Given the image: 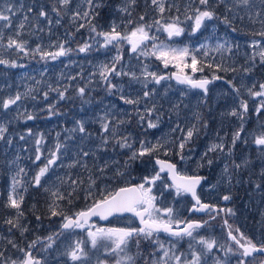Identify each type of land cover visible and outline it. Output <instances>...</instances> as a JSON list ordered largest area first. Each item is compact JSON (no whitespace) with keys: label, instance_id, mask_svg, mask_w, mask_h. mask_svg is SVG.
Wrapping results in <instances>:
<instances>
[{"label":"snow or ice","instance_id":"6c2138e0","mask_svg":"<svg viewBox=\"0 0 264 264\" xmlns=\"http://www.w3.org/2000/svg\"><path fill=\"white\" fill-rule=\"evenodd\" d=\"M61 7L55 4L51 7V12L55 13L57 17L67 15L68 11H72L71 20L77 22L76 30L87 27L88 39L83 40L77 45L76 49L66 47L68 40L57 41L50 45L55 48V51H47L42 45L37 44L34 49L28 48V41L20 39L24 34V29L30 19L29 13H34L32 19L34 20V27L43 32L44 29L40 27V20L46 21L47 25L53 24V19L48 10L42 4H37L35 8L29 5L27 11H24V5L21 3L19 7L14 8L9 5L3 10H0V45L6 49H15L17 52L31 54L35 57L39 55L41 60L48 61L57 60L61 57H68L73 52L89 53L91 51H100L101 49H115L117 54L112 58L111 63L101 62L97 67L101 81L107 85V92L109 95L113 94L114 90L121 93L119 99L124 104L138 106L142 101L151 100L157 95V88L155 86L162 85V82L171 81L175 79L178 85H184L185 89L181 91L182 96H187L190 90H199L200 98L197 100V107L211 108L208 105L209 100V85L214 81L223 79L215 73L211 78H193L185 72V69H191L192 73L203 72L205 67L220 69L228 71L229 69L221 68L220 64L215 66L211 63L198 59L197 53H200L205 58L209 55L208 49L210 45L207 43H200L198 47L192 48L189 45L183 47L169 44L159 40V36L153 34L155 32L166 33L168 40L179 38L186 34L195 36L201 32L203 28H207V22L221 20V16L217 14L216 8L223 4L225 12L232 14L231 19L229 15H223L222 23L231 28L232 32H236L237 28L233 27L235 19H244L239 13H234L233 9L241 5L248 9L253 5V0H189L188 5L184 9L185 21H193L187 27L183 26L184 21L181 20L180 8L175 3H169V0H150L152 6L159 14V19L152 18L145 19V14L138 15L133 18V10L137 4V0H117L115 3H110L109 0H84L86 9L81 11L78 5L75 10L71 9L73 0H57ZM260 10L254 13L256 19L252 20V14L248 13V18L252 23H259L261 28L259 31L253 32L252 35L264 38V0H259ZM195 4V7L191 5ZM175 8L176 15H169L165 18L166 12L171 13ZM109 11V23L107 30L101 20L104 19L102 13ZM23 12V19L19 22L15 29V36H8L7 43L4 44L5 36L4 29L13 27V16L17 13ZM115 16L113 19L112 17ZM84 21V23H78ZM119 21V22H118ZM61 19L55 20V24L59 25ZM123 25V27H122ZM213 33H215V25L213 24ZM51 34V28L48 29ZM32 33H29L31 35ZM99 38V39H97ZM209 37H205L208 40ZM159 41V42H158ZM130 46V52L134 54V59L140 61L141 58L154 57L156 60L162 62L163 67L167 69L172 65L177 69L176 72L163 74L157 71L150 70L149 64L141 63L139 65L140 71L132 70V67L125 69L121 61L124 60L122 49L125 45ZM99 45L94 48L93 45ZM239 48L238 44L231 43L228 39L223 42L217 41L214 51L218 53L231 54L233 48ZM250 47L254 50L248 56L246 62H250L248 67L243 68L244 73H251L256 66V58L259 62L264 64V45L260 40H253ZM73 63V61H69ZM121 65L117 68V65ZM0 65L16 68L24 67L18 64L15 60H8L0 58ZM236 72V68L230 69ZM110 77H129V85L136 83L141 85L140 95L136 98L125 96L123 84L112 83ZM81 79L83 76L81 74ZM34 79V78H33ZM70 80H76V76L69 77ZM91 78L89 84H91ZM39 83V82H38ZM236 94L240 96V88L231 81H226ZM149 85H154L149 88ZM50 90L57 92L58 101L65 100L67 97L68 87L63 91L59 88ZM171 89V84L164 89V95L168 94ZM33 89H28L26 92H16L14 95H8L6 98L0 97V109L4 112L0 113L3 116L8 113L9 109L16 106V115L12 119L5 120L0 123V141L6 144H12V138L6 137L9 132L7 127L14 120L21 118L25 121H34L38 118L33 113H28L25 109L23 113L20 112L22 102L29 98ZM247 94L252 98H258V105L254 104L251 111L264 121L261 113L264 112V82L259 83L258 89L255 83L251 87L246 88ZM77 95H79L83 103L90 101L83 99L86 95V86H79L76 88ZM35 99V97H32ZM44 99H48V93H44ZM181 104L183 100L172 105V111L177 116L180 115ZM115 106L113 105V108ZM188 105L184 104V108ZM46 111L48 117L59 115L55 104H49ZM122 113L123 110L121 109ZM249 103L247 100L239 99L238 103L230 108V110L221 115L228 118H234L236 126L230 134L225 133L221 136L216 132L217 141L211 143L206 151H204L198 160L193 161L196 169L209 168L211 169L218 162L221 165V171L215 184L209 185L210 189H216L220 185L226 186L227 190L221 194L220 199L225 202L234 199V189L237 185L251 184L253 189L258 191L261 196H264V122L259 124L256 131L249 132L246 130V123L249 117ZM10 114V113H9ZM136 126L141 130L136 136L132 133L119 135L117 129L120 125L131 124V120L119 118V113H112L111 118L109 113L99 118L100 130L98 133L99 145L95 151L80 150V155L83 157L93 156L94 160H98L96 151H108L111 146L112 151L127 150L123 155L127 158L120 161L111 159L104 160L103 165L93 163V168L100 173V177H104L112 165L117 167L112 169V179H123L125 177L131 178L133 165L139 164L144 166V171L148 174H141L140 182L134 184H126L115 190H108L105 188L99 193V198H95L97 179L89 175V187L86 190V199H92V203L86 208L73 212L71 215L66 213L62 207L61 202L67 201L72 203L73 194L76 193L75 185L82 183V181L72 180L69 185L70 191L62 192L60 187L49 186V173L57 162L60 160V149L65 147L61 143H57L55 151H52L46 157V162L43 166H38V171L31 176L26 183L24 177L27 175L25 168L19 167L18 170L10 177L9 192L7 194L6 207L14 209L15 213L12 217L4 221L9 225V232L13 229L17 230L20 237L28 240L26 234L32 229L24 222L25 212L23 204L25 200L24 193L28 192V187L31 186L38 191H42L50 197L46 201L47 218H59V230L51 231L46 236H35L21 246L15 239L2 237L6 239L7 244L11 246L13 255H6L8 248L0 250V264H90L91 250L97 249L104 242L102 247L105 249L106 256H115L114 264H264V240L254 242L251 238L244 235L239 228L233 229L232 225L228 224L227 219L224 220V225L227 226V236L231 243L221 244L214 237H206L200 234L201 229L210 226V221L215 220L216 216L224 212L234 216L236 213L233 208H220L215 204L205 203L201 200L197 189L202 188V185L207 181V177L199 174L187 175L178 171V165L186 164L192 160L191 153L193 148L189 145L194 143V138H198L201 134V129L209 127V117L205 118L202 112L193 113L196 123L191 124L190 127L181 128L177 123L173 132L179 131L181 136L179 141L168 142L163 137L156 139L155 142L149 140L150 129H158L163 118V113L153 103L151 107L145 106L143 112L136 108ZM113 120L116 121L113 124ZM111 125V127H110ZM71 132H79L82 134L81 140L87 141L92 137L85 125V121H76V127L70 130ZM57 138L60 133H57ZM251 136L249 140L248 137ZM26 136L37 137L35 143L37 145L35 161L41 160L40 145L44 143V134L33 133L32 129H27L25 134H20L19 139L25 140ZM118 136V138H117ZM143 137V138H141ZM72 138V137H69ZM254 146L255 156H253L250 149ZM188 148V153L185 149ZM163 152L165 156H176V162L167 159H160L159 154ZM9 161V165L16 164L19 160ZM258 162V172L256 171ZM79 164L81 167L87 169V162L81 164L79 159L75 160L68 167H75ZM152 165L149 170L148 166ZM63 167L61 163L59 165ZM158 166V167H156ZM164 173H167L171 179L168 183L165 179ZM257 175L259 182L253 181L252 177ZM62 186L65 181L59 177ZM43 181V183H42ZM159 182V183H158ZM154 189L156 191L154 192ZM168 192L174 200H179L182 197H191V203L188 211L190 213H206L209 219H186L181 220L177 218V213L174 207H159L157 205L158 199L164 197V193ZM159 193V197L157 195ZM33 215L39 227H43V220L41 215H36V206L33 205ZM122 213H132L139 218L141 227L128 228H106L97 227L90 223L93 217L107 220L110 216ZM183 224V227L180 225ZM79 229L86 231V237L90 243V249L86 250L85 240L76 239L70 240L72 234ZM94 229V230H93ZM167 235V241L160 238V234ZM62 238H64L62 240ZM70 240V242H65ZM187 241V248L181 250L180 245ZM39 245V248L37 246ZM147 245V247H144ZM215 250V251H214ZM37 253H45L44 256ZM217 253H222L218 255ZM96 264H108V260L97 259Z\"/></svg>","mask_w":264,"mask_h":264},{"label":"rangeland","instance_id":"374dc122","mask_svg":"<svg viewBox=\"0 0 264 264\" xmlns=\"http://www.w3.org/2000/svg\"><path fill=\"white\" fill-rule=\"evenodd\" d=\"M110 3H115L117 0H109ZM189 0H169V3H175L181 10L180 16L181 20L184 21L185 27L192 24L193 21H185L184 9L188 5ZM23 3L24 11H27L29 5L34 8L37 4H42L45 9L49 11L50 16L53 19L52 25H47L46 21L40 20V27L44 29L43 32L39 31L34 27V20L32 19L34 13H29V21L24 29V34L20 39L28 41V48L34 49L37 44L43 46L47 51H55V48L50 47V45L56 43L57 41L68 40L66 47L77 48L79 43L83 40L88 39V29L87 27L80 29L77 32V22L71 20L72 11H68L67 15L62 17H57L55 13L51 12V7L55 4L57 7H61L57 0H0V10L11 5L14 8L19 7ZM80 6V10L86 9V4L84 0H73L71 9L75 10L77 6ZM195 7V4L191 5ZM259 0H253V5L248 9H245L243 5L235 7L233 9L234 13H239L244 19H235L233 21V27L237 28L236 32H232L231 28L222 23L223 15H229L231 19L232 14L225 12V6L223 4L216 8L217 14L221 16V20L207 22L208 27L203 28L201 32L197 33L195 36L189 35L187 32L184 36L179 38H173V40H168L166 33L155 32L153 34L159 36L160 41H164L169 44H175L176 46L183 47L189 45L192 48L198 47L200 43H207L210 45L208 52L209 55L205 58L200 53H197L198 59L205 61V63H211L214 66L220 64L221 68H227L228 71H223L220 69L205 67L203 72L192 73L191 69H185L189 75H193V78H211L215 73L221 76L223 79L214 81L209 87V100L208 105L211 108V112L208 108L203 106L197 107V100L200 98L199 91L190 90L187 96H182L181 91L185 89L184 86L174 84L171 81L162 82V85L155 86L157 88V95L151 100L142 101L138 106L124 104L123 101L119 99L121 93L117 90L113 91L112 95L107 92V85L104 84L98 73L96 75H91L97 72V67L101 62L111 63L112 58L117 54L115 49H101L100 51H91L89 53H76L73 52L68 57H61L55 61L41 60L37 54L33 57L30 53L25 54L22 52H17L15 49H6L3 45H0V58L15 60L18 64L24 65V67L11 68L5 65H0V97L6 98L8 95H14L16 92L24 93L28 89H33L28 99L19 102L21 104L20 112L23 113L26 109L28 113H33L38 116L34 121H25L23 116L21 118L14 120L7 127L9 132L6 133V137L12 138V144L8 145L4 141H0V238L7 237L10 239H15L21 246H25L28 241L34 239L35 236H46L51 231L59 230V218L53 217L51 219L47 218V207L46 201L50 200V197L38 191L35 188L29 186L28 192L24 193L25 200L23 204V209L25 212L24 222L28 224L29 228L32 229L27 235L28 240H24L20 237L17 230L13 229L9 232V225L5 224L4 221L12 217L15 213L14 209L6 207L7 194L9 192L10 177L19 167L25 168L27 175L24 177L27 183L34 172L38 170L35 161V155L37 145L35 139L37 137L26 136L25 140H20L19 135L25 134L27 129L31 128L33 133L44 134V143L39 147L41 149V159H45L48 154L55 151V146L57 143L65 145L60 149V160L57 165L49 173V186L60 187L63 192V187L72 183V173L79 170L81 167L77 164L75 167H68L75 160L79 159L81 164L87 162L88 168L86 171L93 178L99 179L102 183V191L105 188L108 190H115L118 186H123L126 184H134L140 182L141 174H148L144 171V166L139 164L133 165L132 177H125L123 179H112V169L117 167V165H112L104 177H100V173L93 168V163L98 165H103L104 160L115 159L123 163V160L127 157L123 155V152L127 150L112 151L111 146H109L108 151H96V156L99 157L98 160H94L93 156L83 157L80 155V150L84 151H95L97 145L100 141L98 138V133L100 130L99 118L102 117L105 112L109 113L111 118L112 113H119L120 119L131 120V124L120 125L117 129L119 135L126 133H132L136 136L141 130L136 126V108H139L140 112H143L145 106L151 107L153 103L156 104L157 108L163 113V118L158 129H150L148 139L155 142L156 139L163 137L165 141L173 142L179 141L181 133L179 131L173 132L172 128L175 127L177 123L180 124L181 128L190 127L191 124L196 123L193 113L202 112L206 119H209V127L207 129H201V133L206 131V134L201 135L198 138H194V143L189 145V147L194 146L195 160H198L200 155L206 151L207 147L217 141L216 132H219L221 136L225 133L230 134L231 131L236 126V121L234 118L224 117L221 114L230 110L234 107L239 99L247 100L249 103V119L245 125L246 130L250 133L256 131L261 122V118L255 116L251 111L253 105H258V98H252L247 94L246 88L251 87L253 83L258 85L264 82V64L259 62V58H256V66L251 73H244L243 68L248 67L250 62L248 56L253 53V49L250 47L253 40H260L262 45H264V38L252 35L253 32L259 31L261 26L259 23H252L248 18V13L252 14V20L256 17L254 13L260 10ZM102 13L104 19L101 20V24L104 25L105 30H107V24L109 21V11ZM23 12L17 13L13 16V27L9 29H4L5 41L7 43L8 36H15V29L19 22L23 19ZM145 14V19H159V14L155 10L154 6L151 5L150 0H137V4L133 10V18L138 17V15ZM175 8H173L171 13L166 12L164 14L165 18L169 15H176ZM60 18L61 23L59 25L55 24V20ZM113 19L115 16L112 17ZM119 22V21H118ZM0 21V24H3ZM78 23H84V21H78ZM213 24L215 25V33H213ZM123 27V25H122ZM51 28V34L48 29ZM29 33H32L29 35ZM205 37H209L205 40ZM99 39V38H97ZM224 39H228L231 43L238 44L239 48L234 47L231 54L228 53H218L214 51L217 41L223 42ZM159 42V41H158ZM94 48L99 47V45L94 44ZM124 60L121 64L124 65L125 69L132 67V70L139 72L141 63L149 64L150 70L157 71L163 74H169L176 72L177 69L172 65H169L167 69L163 67L162 62L156 60L154 57L141 58L140 61L134 59V54L130 52V46L125 43L122 49ZM73 63H69V61ZM121 65H117L119 69ZM236 68L237 71L233 72L230 69ZM83 76V79L80 76ZM76 76V80H70L69 77ZM34 78V79H33ZM91 78V84H89V79ZM112 83L123 84L124 95L130 98H136L140 95L141 85L132 83L129 85V77H110ZM231 80L237 88H240V96L237 97L233 92L231 86L226 83V81ZM39 82V83H38ZM171 84V89L168 91L167 95H164V89ZM52 89L59 88L61 91L65 87H68L67 97L65 100L58 101V93L51 91ZM79 86H86V95L83 99L90 101L89 103H83L81 97L77 95L76 88ZM154 85H149L152 88ZM48 93V99H44V93ZM35 97V99H32ZM183 100L181 104L180 115L177 116L174 111H172V105ZM49 104H55L56 110L60 113L59 115L48 117V112L46 111ZM184 104L188 107L184 108ZM113 105L115 106L113 108ZM123 110L121 113L120 110ZM4 110L0 109V113ZM10 113V114H9ZM16 115V106L8 110L3 116H0V123H4L7 119H12ZM261 117H264V112L261 113ZM83 120L88 128L89 132L92 133V137L87 140H81L82 134L79 132H71L70 130L76 127V121ZM116 121L113 120V124ZM111 127V125H110ZM57 133L60 136L57 138ZM208 136V139H207ZM72 137V138H69ZM118 138V136H117ZM143 138V137H141ZM248 139H251L249 135ZM185 150H188L186 148ZM253 156H255L254 146L250 149ZM19 156V160L16 164L9 165V161L16 159ZM31 157L34 163L31 164L28 158ZM160 159H168L173 162L177 160L176 156H165L163 152L159 154ZM194 160V161H195ZM63 167H60V164ZM43 166V164H42ZM152 165H149V170ZM157 167V166H156ZM195 167V166H194ZM85 169V168H84ZM191 172L190 170H187ZM221 171V165L219 162L214 165L211 169L205 167L202 169H194V172H204L205 177L208 178L209 182L205 189L209 196L218 204H222L223 201L220 199L221 194H224L227 190L226 186L220 185L216 189H210L209 185L215 184L217 178L219 177ZM256 171L258 172V162ZM163 175V174H162ZM57 177L63 179L65 183L61 186L60 181ZM253 181L259 182V177L254 175L252 177ZM98 182V181H97ZM43 183V181H42ZM159 183V182H158ZM234 193L243 194V199L236 203L234 206L235 215L232 216V222L235 228H239L245 236L251 238L254 242L264 240V196H261L258 191L253 189L251 184L237 185L234 189ZM159 197V193H157ZM162 203L159 204L160 207H174L177 213V218L180 219L182 215V205L185 203L184 197L179 200H174L171 195L166 191ZM35 199H38V203H33ZM36 206V215H41L43 220V227H39L33 215L32 206ZM64 207V206H63ZM131 219L120 220L121 224L128 225ZM201 235L206 237H214L221 244L231 243L228 240L227 233L221 232L214 235L211 230H199ZM64 238H62L63 240ZM162 240H165L161 238ZM167 240H165L166 242ZM67 242V241H65ZM8 248L9 251L6 255H15L11 246L7 244L6 239H0V250ZM39 248V246H38ZM181 250L187 248V241L180 245ZM215 251V250H214ZM44 256L45 253H34V255ZM222 255V253H217ZM91 260L90 264H96L97 259L100 258L98 253L90 254Z\"/></svg>","mask_w":264,"mask_h":264},{"label":"flooded vegetation","instance_id":"af4514ba","mask_svg":"<svg viewBox=\"0 0 264 264\" xmlns=\"http://www.w3.org/2000/svg\"><path fill=\"white\" fill-rule=\"evenodd\" d=\"M204 134H206V131H203L201 133V135H204ZM207 139H208V136H207ZM191 147L194 148V146H191ZM185 153L187 154L188 150H185ZM194 154H195V151L193 149V152L191 153L192 160L188 161L186 164L181 163L180 165H178V171H180L182 174H187V175L199 174L201 176H205L204 172H198V173L194 172L195 164L193 163V161L196 159ZM28 160L31 164L34 163L33 158L29 157ZM45 162H46L45 159L42 158L40 161H36V165H37V167L42 166V164ZM187 170H190L191 172H188ZM35 172H34V174H35ZM88 174L89 173L84 168H79V170L74 171L72 173V175H73L72 180L82 181V183L75 185V187L77 188V191H76V193L73 194V200H72L71 204H69L67 201L61 202L62 207L64 206L63 207L64 211L66 213H68L69 215H71L75 211H79L81 209L86 208L88 205H90L92 203V199H86L85 198L86 197V190L89 187ZM163 175H164L165 179L167 180V182L171 183L169 181L168 175L167 174H163ZM97 181H98L97 182L98 187L96 189V196L94 197V199L99 198V193L102 191V183L99 181V179H97ZM208 182H209V180L207 178V181L205 182L204 185H202V188L197 189L198 194L201 197V200L205 203L215 204L220 208H229L230 207V208L234 209L235 204L239 203L243 199V194L238 195L237 193H234V199L232 201H229V202L223 201L222 204H218L209 196L208 192L205 189ZM123 186H125V185H123ZM119 187H121V186H118L116 189H118ZM70 190L71 189L67 185H65L63 187V192H65V194H67V191H70ZM155 191H156V189H154V192ZM166 196L167 195H164V197H166ZM163 198L158 199V201H157L158 206L160 203H162ZM184 200H185V203L182 205V209H181V211H182V215L180 217L181 220H186V219H205V220H207V219H209V217L206 213H190L188 211V209H189L191 203H193V201L191 200V197H184ZM38 201H39L38 199H35L33 201V203H36V202L38 203ZM123 219H131L132 223H130L128 225L121 224L120 220H123ZM225 219H227L228 224L232 225L233 229H235L233 222H232V215H229V214L224 213V212L217 215L215 220H211L210 226L206 227L205 229L213 231L214 235H217L221 232L227 233V226L224 225ZM90 223L95 224L97 227H106V228L141 227L139 222L135 218H133L132 216L116 217V218L114 217L112 219H109V221H106V222L102 221L101 219H94ZM205 229H201V230H205ZM160 238L167 240V235L164 233H161ZM76 239H84L86 250L90 249V243L88 242V239L86 237V231H82V230L77 229L75 231V233L72 234V236L70 237V240H76ZM70 240H68L67 242H70ZM228 240H229V238H228ZM103 243L104 242H101V246L98 247L97 249L91 250L90 254L98 253L100 255V258H99L100 260L107 259L108 264H114L116 257L105 255V249L102 247ZM38 246H37V248H38ZM144 247H147V245H144ZM34 253H36V251H34Z\"/></svg>","mask_w":264,"mask_h":264},{"label":"water","instance_id":"95a60500","mask_svg":"<svg viewBox=\"0 0 264 264\" xmlns=\"http://www.w3.org/2000/svg\"><path fill=\"white\" fill-rule=\"evenodd\" d=\"M172 81L175 83V84H177L176 83V81H175V79H172ZM181 86H184V85H181ZM211 86V84L209 85V87ZM185 87V86H184ZM197 91H199V90H197ZM165 174H167V173H165ZM168 175V174H167ZM168 178H169V181L171 182V179H170V177L168 176ZM127 215H131V216H133V217H135L132 213H122V214H116V215H113V216H110L107 220H103V219H101L102 221H104V222H106V221H108L109 219H111V218H113V217H119V216H127ZM138 221H139V218L138 217H135ZM94 219H100L99 217H93L92 218V220H94ZM91 220V221H92ZM90 221V222H91ZM142 226V225H141ZM182 226H184L183 224H181L180 225V227H182Z\"/></svg>","mask_w":264,"mask_h":264},{"label":"trees","instance_id":"16d2710c","mask_svg":"<svg viewBox=\"0 0 264 264\" xmlns=\"http://www.w3.org/2000/svg\"><path fill=\"white\" fill-rule=\"evenodd\" d=\"M140 2H141V0H140ZM107 11V10H106ZM104 13H106V12H104Z\"/></svg>","mask_w":264,"mask_h":264}]
</instances>
